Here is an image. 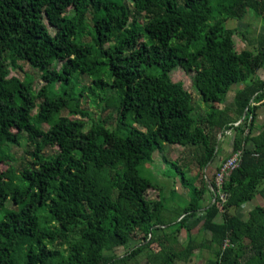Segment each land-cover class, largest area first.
Here are the masks:
<instances>
[{
  "label": "trees",
  "instance_id": "16d2710c",
  "mask_svg": "<svg viewBox=\"0 0 264 264\" xmlns=\"http://www.w3.org/2000/svg\"><path fill=\"white\" fill-rule=\"evenodd\" d=\"M248 12L262 32L226 26ZM19 62L40 73V90L10 75ZM263 69L264 0H0V264H192L203 250V264H264ZM179 71L203 112L173 79ZM82 96L115 109L116 127L102 118L88 135ZM22 137L33 150L18 169L10 148ZM164 145L196 150L201 170L221 156L216 175L240 152L225 198L216 175L195 186L172 164L192 188L169 219L148 197L162 191L150 164ZM206 191L214 199L203 205ZM258 198L246 215L234 211Z\"/></svg>",
  "mask_w": 264,
  "mask_h": 264
},
{
  "label": "rangeland",
  "instance_id": "374dc122",
  "mask_svg": "<svg viewBox=\"0 0 264 264\" xmlns=\"http://www.w3.org/2000/svg\"><path fill=\"white\" fill-rule=\"evenodd\" d=\"M227 27L238 30L239 32L248 31L249 34H257L258 32H262L263 28L260 22V18L256 16L253 12H248L244 15V17L240 20H232L228 21L226 24ZM234 41L236 45V49L240 51L241 49L247 47L245 42L238 36H234ZM20 69L11 70L10 75L16 76L20 79H24L26 76H30L33 79V87L36 91L40 90L45 82L41 80L40 73L32 68L30 65L19 62ZM260 75L264 78V69L260 71ZM175 81H181L185 84V87L192 92L195 100V105L199 113L203 112L205 107L204 103L201 101L200 94L193 86V77L191 75L185 74L181 71L176 72L173 76ZM84 84H88L89 80L84 79ZM240 85L234 86V89L230 92L229 98L226 100L225 105L233 103L234 93L238 90ZM114 93L109 91V98ZM85 95V94H84ZM79 102L81 107L84 108L89 117L84 118L87 121V125L85 127V132L90 134V125L92 122H98L99 119L105 118L107 120V125L110 129H114L118 122V114L111 106L105 107L104 103H100V105L92 104L89 98H85L84 96L79 98ZM261 114H264V107L262 108ZM63 115H67L70 118H81L80 115H71L68 114V110L63 111ZM264 116V115H263ZM262 116V117H263ZM264 124V119L261 117L258 118L257 127L260 128ZM140 127V126H138ZM43 128L46 129L47 125H43ZM141 128V127H140ZM233 133L228 134L227 138L224 140L222 144V152L220 155L222 157H226L227 154L232 151L233 145ZM56 148L46 146L43 149L44 154L53 153ZM10 155L12 157L11 166L20 168L24 163H26L30 159V152L33 150V146L27 143L25 137H22L20 140V144L18 146H12L10 148ZM196 150L188 149L182 147L180 145H164L161 150H156L152 155V164L150 167L151 174L153 178L156 180V184L162 187V191H158L157 189H151L148 192V197L150 198H158L160 197L165 204L164 214L166 213L169 219H172L174 216V212L182 209L188 202L189 198V188L192 187L190 185L186 186V188L180 183V175L177 170L172 166V164H177L179 167H182L185 176L189 179L190 183H194L195 186H201L203 183V178H212L216 175V166L219 162V159L216 158L214 162H212V167H208L207 169L199 168L196 159ZM198 175L197 181L193 180L194 177ZM198 184V185H197ZM214 197L210 192L205 193L203 197V205H206L208 202L212 201ZM262 201V198H258L257 200L252 201V203H248L243 207L237 208L234 211L239 214H247V210L254 206L256 203ZM167 217V218H168ZM196 229L193 230L195 232ZM185 238L184 231L179 235L180 241ZM129 247L133 246V241H129ZM128 248H121L118 250V254L123 253ZM207 255L206 251H202L199 255H193L192 264H203L205 260V256ZM190 262V263H191ZM177 264H183L182 262H178Z\"/></svg>",
  "mask_w": 264,
  "mask_h": 264
},
{
  "label": "built area",
  "instance_id": "2783aa9c",
  "mask_svg": "<svg viewBox=\"0 0 264 264\" xmlns=\"http://www.w3.org/2000/svg\"><path fill=\"white\" fill-rule=\"evenodd\" d=\"M241 157H242V154L240 152H236L233 154V156L230 159L224 161L221 164L219 171L215 178L216 185L219 191L223 188V184L226 178L230 175V173L233 170H235L237 167H239L241 163ZM220 194H221V198H225L222 191H220Z\"/></svg>",
  "mask_w": 264,
  "mask_h": 264
},
{
  "label": "crops",
  "instance_id": "0c3cea01",
  "mask_svg": "<svg viewBox=\"0 0 264 264\" xmlns=\"http://www.w3.org/2000/svg\"><path fill=\"white\" fill-rule=\"evenodd\" d=\"M261 113H262V112H261ZM263 115H264V114H261V115H259V117H261L262 119H264V116H263ZM262 116H263V117H262ZM262 125H263V123H262ZM232 141H233V140H232ZM230 152H232V151H230ZM222 160H223V158L221 157V158L219 159V162H218L217 166H216V169H218V167H219V163H221ZM210 166L212 167V164H211ZM210 166H209V167H210ZM180 234H181V233H180ZM180 234H179V235H180ZM184 239H185V238H184ZM184 239H183V240H184ZM179 240H180V239H179ZM183 240H182V241H183ZM143 261H145V260H143Z\"/></svg>",
  "mask_w": 264,
  "mask_h": 264
}]
</instances>
